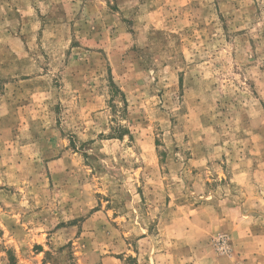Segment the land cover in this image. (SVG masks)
I'll list each match as a JSON object with an SVG mask.
<instances>
[{"label": "rangeland", "instance_id": "rangeland-1", "mask_svg": "<svg viewBox=\"0 0 264 264\" xmlns=\"http://www.w3.org/2000/svg\"><path fill=\"white\" fill-rule=\"evenodd\" d=\"M239 239L264 0H0V264H244Z\"/></svg>", "mask_w": 264, "mask_h": 264}, {"label": "crops", "instance_id": "crops-1", "mask_svg": "<svg viewBox=\"0 0 264 264\" xmlns=\"http://www.w3.org/2000/svg\"><path fill=\"white\" fill-rule=\"evenodd\" d=\"M241 241L238 247L241 246L242 257L244 258V264H260L258 257L264 256V239H239ZM253 244V251L249 250V245ZM260 259H264L261 257ZM253 263H248L252 261ZM235 264V262L233 263Z\"/></svg>", "mask_w": 264, "mask_h": 264}, {"label": "trees", "instance_id": "trees-1", "mask_svg": "<svg viewBox=\"0 0 264 264\" xmlns=\"http://www.w3.org/2000/svg\"><path fill=\"white\" fill-rule=\"evenodd\" d=\"M122 135H119V137H121Z\"/></svg>", "mask_w": 264, "mask_h": 264}]
</instances>
